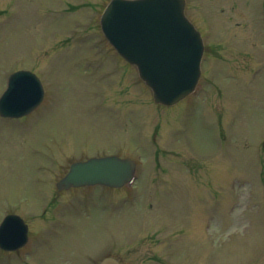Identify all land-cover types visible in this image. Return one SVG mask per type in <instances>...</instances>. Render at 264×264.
Listing matches in <instances>:
<instances>
[{
	"label": "rangeland",
	"instance_id": "rangeland-1",
	"mask_svg": "<svg viewBox=\"0 0 264 264\" xmlns=\"http://www.w3.org/2000/svg\"><path fill=\"white\" fill-rule=\"evenodd\" d=\"M102 1L0 0V94L16 67L34 68L48 90L53 89L52 106L37 110L44 113L40 120L31 116L36 112L24 119L0 117V219L9 205L25 217L55 206L68 226L60 220L44 228L57 232L45 234L38 248L36 256L43 257L45 264L91 260L96 264L102 253L116 256L122 264H160L168 253L174 264H264V28L259 25L256 1L234 0L237 6L231 12L230 0H214L215 9L224 6L226 12L212 16V30L218 41L232 46L211 61L212 78L223 90L211 84L201 96L161 107L157 113L132 68L122 72L114 63H122L118 57L107 55L105 47H94L98 33L91 16ZM68 2L76 5L72 15L61 11ZM205 4V0L189 1L190 14L201 25L198 7ZM207 40L216 41V35L210 32ZM242 50L251 55L248 68ZM93 56L106 60L91 62ZM80 58H86V66L82 61L76 65ZM120 89L126 108L137 110H128L127 119L114 108L119 104L115 91ZM103 95L106 115L100 117L95 108L102 106L96 101L102 103ZM167 112L173 119H165ZM115 116L117 121L127 120L124 153L140 159L142 175L134 188H95L92 203L75 211L64 203H49L44 191L53 186L59 164L66 166L64 157L77 154L52 138L68 139L70 145L82 137L94 141L101 127L81 137L84 121L96 124L105 119L110 126ZM157 119L168 122L161 125L164 134L158 148L170 152L168 148L176 147L181 153L174 160L170 155L159 157L156 165L155 146L146 138ZM136 122L141 124L142 140L130 136ZM117 131H111L110 137ZM114 143L107 139L106 150L117 149L120 142ZM204 162L210 164L202 174L170 176L166 184L149 187L155 169L162 174L164 168L189 174L194 168L190 164L198 167ZM46 168L51 170L48 175ZM145 234L162 239L166 246L158 241L137 243ZM153 253L157 263L147 260ZM34 257L26 252L23 262ZM3 260L5 256H0Z\"/></svg>",
	"mask_w": 264,
	"mask_h": 264
},
{
	"label": "water",
	"instance_id": "water-1",
	"mask_svg": "<svg viewBox=\"0 0 264 264\" xmlns=\"http://www.w3.org/2000/svg\"><path fill=\"white\" fill-rule=\"evenodd\" d=\"M101 23L105 35L119 52L137 64L141 77L152 87L156 101L172 103L193 88L199 73L202 43L184 14V0H114ZM23 76L28 75L11 76L9 88L0 100L2 113L18 115L39 101L40 86L36 80L30 81L34 89L33 104L21 110L14 108L17 96L29 88L20 80L19 92H11L14 80ZM132 168L130 161L114 156L90 159L74 164L63 185L104 181V177L107 184L120 185L128 179ZM21 228L18 218L7 216L0 225V245L13 248L22 243ZM101 264L119 263L105 258Z\"/></svg>",
	"mask_w": 264,
	"mask_h": 264
}]
</instances>
